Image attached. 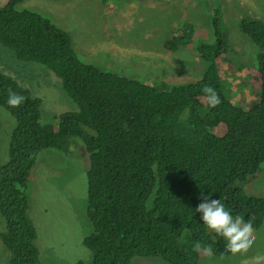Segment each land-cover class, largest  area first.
Here are the masks:
<instances>
[{"label": "trees", "instance_id": "trees-1", "mask_svg": "<svg viewBox=\"0 0 264 264\" xmlns=\"http://www.w3.org/2000/svg\"><path fill=\"white\" fill-rule=\"evenodd\" d=\"M23 1L0 5V45L17 61L49 70L75 110L46 129L41 100L0 70V108L15 121L8 160L0 165V240L7 264H39L28 181L41 150L67 153L72 138L81 140L89 157L86 213L92 232L82 242L92 253L89 264H130L136 257L196 264V242L211 245L215 256L229 255L225 241L195 211L202 196L220 199L233 216L251 218L255 229L262 225L264 197L247 196L240 184L250 182L264 163V22L247 16L238 23L257 46L255 62L241 66L259 91L246 110L231 101L222 83L218 59L227 45L217 11L211 17L212 42L194 47L206 65L202 76L159 89L84 63L90 61L74 52L64 31L36 12L16 8ZM176 32L165 40V51L188 45L194 28L184 22ZM205 85L220 97L215 108L207 106ZM9 89L25 97L21 106L8 105Z\"/></svg>", "mask_w": 264, "mask_h": 264}, {"label": "rangeland", "instance_id": "rangeland-1", "mask_svg": "<svg viewBox=\"0 0 264 264\" xmlns=\"http://www.w3.org/2000/svg\"><path fill=\"white\" fill-rule=\"evenodd\" d=\"M4 0H0V5ZM97 0H24L18 10L41 15L64 31L75 53L86 64L167 89L198 80L206 65L195 52L199 42H212L211 17L217 11L226 48L218 59L222 83L238 107L250 109L257 101L246 76L255 62L257 46L239 31L243 17L264 22V0H117L106 5ZM184 22L191 23V42L176 52L163 48L165 40ZM177 33V32H176ZM241 66H245L241 69ZM0 70L41 100V125L52 130L60 114L75 110L60 80L45 67L17 61L0 45ZM14 119L0 108V165L7 151ZM89 157L80 139L69 140L67 153L47 148L37 156L27 186L28 213L35 226L39 264H89L92 253L83 240L92 232L86 213ZM247 196L264 197V163L256 176L240 184ZM4 222L0 216V233ZM256 240L246 255L211 258L198 253L196 264H251L264 253V219L255 229ZM8 252L0 240V264ZM130 264H168L160 258H133Z\"/></svg>", "mask_w": 264, "mask_h": 264}, {"label": "clouds", "instance_id": "clouds-1", "mask_svg": "<svg viewBox=\"0 0 264 264\" xmlns=\"http://www.w3.org/2000/svg\"><path fill=\"white\" fill-rule=\"evenodd\" d=\"M202 92L209 108H215L221 103L213 87L205 85ZM24 100V96L9 89L7 103L10 107L17 108L23 104ZM202 201L195 211L201 214L203 225L207 230L225 241L227 252L233 255H246L256 240L252 219L245 220L242 214L233 216L220 199L210 200L208 196H202ZM192 250L208 258L214 255L211 245H203L201 242L194 243ZM251 264H264V253L258 252L252 256Z\"/></svg>", "mask_w": 264, "mask_h": 264}, {"label": "bare ground", "instance_id": "bare-ground-1", "mask_svg": "<svg viewBox=\"0 0 264 264\" xmlns=\"http://www.w3.org/2000/svg\"><path fill=\"white\" fill-rule=\"evenodd\" d=\"M39 143H40V142L37 141V144H39ZM38 146H39V145H38ZM34 147H35V146H34ZM33 149H34V148H33ZM35 149H37V148H35ZM35 149H34V150H35ZM37 150H38V149H37ZM37 150H36V151H37ZM40 150H41V149H40ZM41 151H42V150H41Z\"/></svg>", "mask_w": 264, "mask_h": 264}]
</instances>
